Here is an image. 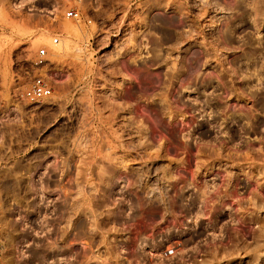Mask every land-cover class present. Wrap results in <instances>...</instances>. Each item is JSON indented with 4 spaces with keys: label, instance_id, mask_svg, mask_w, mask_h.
<instances>
[{
    "label": "rangeland",
    "instance_id": "rangeland-1",
    "mask_svg": "<svg viewBox=\"0 0 264 264\" xmlns=\"http://www.w3.org/2000/svg\"><path fill=\"white\" fill-rule=\"evenodd\" d=\"M50 2L0 0V214L126 233L130 264H264V0ZM38 73L50 96L3 93Z\"/></svg>",
    "mask_w": 264,
    "mask_h": 264
},
{
    "label": "built area",
    "instance_id": "built-area-1",
    "mask_svg": "<svg viewBox=\"0 0 264 264\" xmlns=\"http://www.w3.org/2000/svg\"><path fill=\"white\" fill-rule=\"evenodd\" d=\"M64 15L77 18L79 11L70 6L65 9ZM51 41L58 42L59 36L53 35ZM44 54L45 48L38 47V57L33 61L34 64H40ZM51 89L50 81L38 73L20 86H8L3 93L11 99L34 102L50 96ZM4 151L6 150L0 147V153ZM10 160L13 159L0 160V186L22 184L13 180L11 170L14 169V164ZM36 216L37 214H0V264H115L116 259L130 264L126 233L117 236L109 231L100 239L89 234V229L80 228L70 233V236L66 231L62 232L60 244H57L56 238L52 237L51 227L45 224V214L42 215V227L36 226L41 221V217L38 222ZM74 233L76 237H73ZM56 247L59 249H54ZM174 249L173 245L167 246L156 255L167 257L174 253Z\"/></svg>",
    "mask_w": 264,
    "mask_h": 264
},
{
    "label": "crops",
    "instance_id": "crops-1",
    "mask_svg": "<svg viewBox=\"0 0 264 264\" xmlns=\"http://www.w3.org/2000/svg\"><path fill=\"white\" fill-rule=\"evenodd\" d=\"M30 2H33V5L36 7H29L26 6V10L30 11L29 13H32L33 15L36 13L47 12L51 10V2L50 0H29Z\"/></svg>",
    "mask_w": 264,
    "mask_h": 264
},
{
    "label": "bare ground",
    "instance_id": "bare-ground-1",
    "mask_svg": "<svg viewBox=\"0 0 264 264\" xmlns=\"http://www.w3.org/2000/svg\"><path fill=\"white\" fill-rule=\"evenodd\" d=\"M228 39V38H227ZM228 41V40H227ZM255 58V57H254ZM242 60H244L245 61V64H247V63H252V60H254L253 59V57H252V52H244V54L242 55ZM243 61V62H244ZM249 65V64H248ZM248 65H246V67L248 66Z\"/></svg>",
    "mask_w": 264,
    "mask_h": 264
}]
</instances>
